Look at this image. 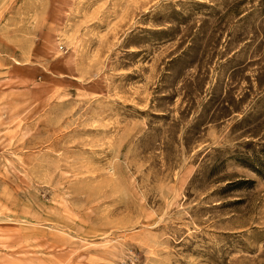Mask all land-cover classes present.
<instances>
[{"label":"rangeland","instance_id":"obj_1","mask_svg":"<svg viewBox=\"0 0 264 264\" xmlns=\"http://www.w3.org/2000/svg\"><path fill=\"white\" fill-rule=\"evenodd\" d=\"M0 264H264V0H0Z\"/></svg>","mask_w":264,"mask_h":264}]
</instances>
